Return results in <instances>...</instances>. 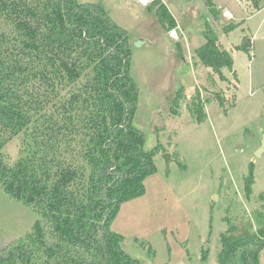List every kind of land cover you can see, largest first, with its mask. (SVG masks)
Instances as JSON below:
<instances>
[{
    "label": "trees",
    "instance_id": "1",
    "mask_svg": "<svg viewBox=\"0 0 264 264\" xmlns=\"http://www.w3.org/2000/svg\"><path fill=\"white\" fill-rule=\"evenodd\" d=\"M245 1L260 10L257 0ZM204 3L214 19L222 15L213 0ZM152 6L161 29L176 27L163 3ZM240 25L227 24L223 33ZM203 37L197 61L231 83L222 73L233 71L231 53L208 24ZM252 48L248 35L234 47L247 54ZM131 57L128 32L100 3L0 0V186L37 214L30 232L0 245V264H142L110 229L121 205L145 193L160 152L158 145L145 148L146 135L134 125L138 87ZM213 100L226 111L234 95L232 102ZM186 106L197 124L205 121L199 91ZM16 138L19 157L9 165L4 148ZM253 184L250 164L247 197ZM257 199L260 227L238 234L231 225L221 233L218 264H263L264 192Z\"/></svg>",
    "mask_w": 264,
    "mask_h": 264
},
{
    "label": "rangeland",
    "instance_id": "2",
    "mask_svg": "<svg viewBox=\"0 0 264 264\" xmlns=\"http://www.w3.org/2000/svg\"><path fill=\"white\" fill-rule=\"evenodd\" d=\"M158 1L174 18L175 32L159 27L154 0H78L100 3L128 32L129 73L138 87L134 125L145 133L147 150L156 145L160 150L156 173L144 181L145 193L121 205L110 229L124 237L123 250L142 264H218L221 233L231 225L238 234L260 227L264 151L259 157L256 153L264 141V0H257L259 11L245 0H213L222 12L217 20L204 0ZM230 23L241 25L224 34L222 28ZM205 24L231 53L233 71L222 69L231 83L211 75L195 57ZM243 35L252 38L249 54L234 49ZM197 91L206 113L201 124L186 106ZM177 94L180 107L173 115ZM217 95L227 102L234 95L233 105L225 111L213 100ZM19 148L18 138L4 148L9 165L18 159ZM250 164L254 184L247 197ZM36 218L0 186V245L30 232Z\"/></svg>",
    "mask_w": 264,
    "mask_h": 264
},
{
    "label": "water",
    "instance_id": "3",
    "mask_svg": "<svg viewBox=\"0 0 264 264\" xmlns=\"http://www.w3.org/2000/svg\"><path fill=\"white\" fill-rule=\"evenodd\" d=\"M263 151H264V141L262 142L261 147L259 148L258 152L256 153V156L259 157ZM163 158L166 161H169V155L165 154V155H163Z\"/></svg>",
    "mask_w": 264,
    "mask_h": 264
},
{
    "label": "built area",
    "instance_id": "4",
    "mask_svg": "<svg viewBox=\"0 0 264 264\" xmlns=\"http://www.w3.org/2000/svg\"><path fill=\"white\" fill-rule=\"evenodd\" d=\"M172 32H175L174 30H172Z\"/></svg>",
    "mask_w": 264,
    "mask_h": 264
}]
</instances>
